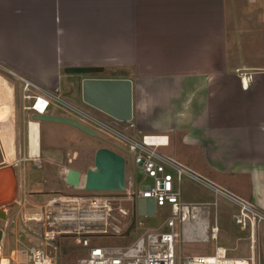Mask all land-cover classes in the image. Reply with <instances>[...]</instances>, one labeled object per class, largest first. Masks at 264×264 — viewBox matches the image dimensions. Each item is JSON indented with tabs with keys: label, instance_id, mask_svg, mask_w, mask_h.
Wrapping results in <instances>:
<instances>
[{
	"label": "crops",
	"instance_id": "obj_1",
	"mask_svg": "<svg viewBox=\"0 0 264 264\" xmlns=\"http://www.w3.org/2000/svg\"><path fill=\"white\" fill-rule=\"evenodd\" d=\"M227 5V0H0V66L38 84L42 98L51 101L49 95L58 94L69 105L102 117L83 102L82 80L131 79L133 135L169 136L164 151L264 211V41L256 36L262 22L241 13L230 18ZM247 25L249 31L243 28ZM69 67L93 71L68 74ZM9 77L15 84L14 162L7 160L0 140V209L8 215L16 208L10 200L18 184L25 187L27 163H51L52 155L72 146L60 138L44 145L43 126L63 123L42 122L40 154L28 157V121L36 112L26 108L29 101L19 104L20 83ZM3 86L2 97L8 92ZM72 95L83 105L70 100ZM50 106L45 113L79 120L71 110L52 101ZM36 108L45 107L37 103ZM104 142L103 147L118 152L115 144ZM73 149L72 163L82 155L80 148ZM0 228L5 249L8 234Z\"/></svg>",
	"mask_w": 264,
	"mask_h": 264
},
{
	"label": "built area",
	"instance_id": "obj_2",
	"mask_svg": "<svg viewBox=\"0 0 264 264\" xmlns=\"http://www.w3.org/2000/svg\"><path fill=\"white\" fill-rule=\"evenodd\" d=\"M1 69L21 81L22 99L30 102L26 108L44 113L36 108L42 97L37 93L43 92V89L7 68ZM242 82L248 87L246 77L242 78ZM49 97L52 103L75 113L78 121L100 132L110 144L114 145L117 141L126 148L124 152L130 159L133 175H126L123 190L95 191L87 190L81 180L79 186L66 184V172L63 180L67 189L51 190L53 196L42 204L32 203V193L25 189L24 182L18 184L10 200V204L16 206V226L22 227L40 243L12 250V264H62L63 245L72 250L74 264H238L233 260L237 258L228 257L230 249L227 247L216 246L214 255L210 256H183L181 252L183 244L218 242L222 233L218 222L220 200L234 207L231 219L246 233V236L238 238V241L245 240L250 245V256L245 264H256L255 245L258 229L264 224V211L255 202L167 154L164 149L169 146V136H135L131 133L134 127L131 121L124 122L105 113V117L93 115L69 105L58 94ZM46 101L45 111L51 105L50 100ZM123 156L126 161L127 157ZM28 157H31L30 149ZM36 165H39L37 161ZM136 169L149 178L150 183L138 184ZM184 178L208 190L212 198L201 202L183 201L181 183ZM140 198L153 199L155 203V215L142 217H155L158 209H164L167 216L162 225L149 227L135 238L136 225L131 223L130 218L141 217L138 214ZM8 212L5 210L6 215ZM21 239L20 231L16 234V245L22 244ZM108 239L111 242H107Z\"/></svg>",
	"mask_w": 264,
	"mask_h": 264
},
{
	"label": "rangeland",
	"instance_id": "obj_3",
	"mask_svg": "<svg viewBox=\"0 0 264 264\" xmlns=\"http://www.w3.org/2000/svg\"><path fill=\"white\" fill-rule=\"evenodd\" d=\"M243 0H227V13L231 18L234 13H241V15L245 18H253V19H261L262 31H258L256 36L260 39V41H264V0H244V3H247L246 6L242 3ZM238 3L239 5H234ZM253 3L254 5H252ZM237 6L241 8V10H236L233 7ZM255 23V22H254ZM256 23H258L256 21ZM256 25V24H255ZM251 26V25H250ZM250 26L247 25L245 28L247 31L250 30ZM252 36V35H251ZM250 36V37H251ZM250 37L246 38L249 39ZM255 52L252 51L251 58H253ZM1 70V67H0ZM109 73V72H108ZM0 85L4 84L1 82ZM20 84V90H18V101L19 104L22 102V84L20 80H17ZM2 83V84H1ZM72 89V90H71ZM75 87H70L69 93L73 92ZM1 92V91H0ZM82 93V91H80ZM35 94V93H30ZM75 99H70L73 102L82 104L81 98L77 99L75 95H72ZM4 97V96H3ZM11 95H8L6 100L10 102ZM2 102V101H0ZM3 102H6L3 98ZM8 102V103H9ZM37 103H41L43 107H46L47 101L44 98H40ZM16 106V105H15ZM51 111L53 108L50 106ZM31 114V112H29ZM97 114H100L97 112ZM32 120V119H31ZM42 123V122H41ZM21 122H19V133H21ZM43 126V136H44V145H50L57 138L63 139L65 144H72L71 147H67V149L61 151V155H52L50 162L43 161L38 166H34L32 162H28L26 165V184L25 189H27L31 194V202L34 204H42L45 203L48 199H50L53 194L49 192L50 189H63L65 187L63 176H60L59 172H63L65 169L72 168L71 166H75L80 168L81 172H86L89 166L93 165L94 161V152L100 147L105 146L104 139L101 137H91L84 135L82 137L79 136L78 131L69 126H65L63 124L52 125L54 127H49L46 124ZM18 133V134H19ZM98 134L101 135L99 132ZM42 135V129H41ZM105 138L104 136H102ZM20 139V138H19ZM106 139V138H105ZM80 140V143H79ZM74 143V144H73ZM77 143L79 145H77ZM117 146V151L122 153L127 157V166H126V175L132 176L133 172L131 170L130 159L128 155L124 152L126 148H124L119 142L114 143ZM81 149L82 155L72 163L71 156L74 153V149ZM173 148V147H171ZM171 148L169 150H171ZM168 150V151H169ZM83 151H86V155L83 154ZM6 153V152H5ZM167 154H169L166 151ZM8 154L6 153L7 160L9 159ZM171 155V154H169ZM173 155V154H172ZM175 157V155H173ZM16 157V156H15ZM15 157H10V163L14 162ZM73 158V157H72ZM176 158V157H175ZM19 177L16 176V179ZM136 181L138 184H147L150 183V179L146 178L142 175L139 170L136 169ZM181 195L182 199L185 202H201L210 200L212 198L211 193L203 188L202 186L193 183L191 180L184 178L181 183ZM1 210V209H0ZM233 208L230 204L226 203L224 200H220V206L218 209V222L219 226L222 229V233L218 242L209 241V242H201V243H187L181 246V252L183 256L187 255H205L210 256L214 255V251L216 246L227 247L230 249L228 253L229 258H237V259H246L250 256L248 242L245 240L238 241L239 237L246 236L245 232H242L238 226L231 219V212ZM2 211H5L2 209ZM2 213L0 211V226H3L7 230V245H5V249L2 248L0 259L4 258L5 260L10 259V255L12 250L14 249H26L31 246H36L40 243V240L36 239L34 236L28 234L22 227H17L15 220L16 217V209L14 208L10 214L7 216V219H3ZM214 214V213H213ZM167 213L164 209H158L157 215L155 217H140V216H132L130 218L131 223L136 225V232L134 234L135 238H137L142 232H144L149 227H158L162 225L166 219ZM8 222V223H7ZM21 231L22 234V244L16 245L15 238L16 234ZM107 242H111L110 239ZM74 254L72 250L68 247V245H63V250L61 252V260L62 264H74ZM255 260L256 264H264V224L258 229V237L257 243L255 245Z\"/></svg>",
	"mask_w": 264,
	"mask_h": 264
},
{
	"label": "water",
	"instance_id": "obj_4",
	"mask_svg": "<svg viewBox=\"0 0 264 264\" xmlns=\"http://www.w3.org/2000/svg\"><path fill=\"white\" fill-rule=\"evenodd\" d=\"M68 74H91V67H69ZM82 100L89 106L110 115L118 120L128 122L133 119V82L128 78H93L86 77L81 83ZM32 118L40 122L69 124L92 137H99L98 133L71 116L34 113ZM81 171L70 168L67 171L65 183L79 186ZM87 190L108 191L123 190L126 184L125 157L109 147L96 150L93 167L86 170L84 181ZM6 218L5 211L0 210ZM138 214L154 216L155 203L153 199L140 198L138 200ZM0 228V244L3 239Z\"/></svg>",
	"mask_w": 264,
	"mask_h": 264
},
{
	"label": "bare ground",
	"instance_id": "obj_5",
	"mask_svg": "<svg viewBox=\"0 0 264 264\" xmlns=\"http://www.w3.org/2000/svg\"><path fill=\"white\" fill-rule=\"evenodd\" d=\"M0 79L1 82L4 83V86L2 87V91L5 92L7 89V93H4V97L0 94V140L2 142V145L4 147V151L10 155V157L16 156V121H15V84L13 83L12 79L5 75L4 73L0 72ZM1 91V90H0ZM11 95L10 102L6 100L7 96ZM3 98L6 102H3ZM46 100V99H45ZM9 102V103H8ZM45 113V111H44ZM34 120V119H33ZM35 121V122H34ZM31 122L28 121V127L27 131L30 138V147H31V156H37L40 150V129L41 124L40 121L34 120ZM38 152V153H37ZM10 153V154H9ZM39 156V155H38ZM68 169H65L62 172V175L65 176ZM81 181L84 183L86 179V172H81ZM4 209V208H3ZM2 246H0V254H1ZM23 252L22 254H24ZM237 261L238 264H245L248 263L247 259H233ZM0 264H12L11 260H5L4 258L0 259Z\"/></svg>",
	"mask_w": 264,
	"mask_h": 264
},
{
	"label": "flooded vegetation",
	"instance_id": "obj_6",
	"mask_svg": "<svg viewBox=\"0 0 264 264\" xmlns=\"http://www.w3.org/2000/svg\"><path fill=\"white\" fill-rule=\"evenodd\" d=\"M45 109L46 108H44V110L43 111H45ZM32 121H34V120H30L29 122H32ZM35 122V121H34ZM39 125H40V127H41V124L39 123ZM39 131H40V129L38 130V134H39ZM100 137H101V139H104V140H106L105 138H103L102 136L103 135H100V134H98ZM90 136V135H89ZM92 137V136H91ZM30 139V138H29ZM39 145H40V149H41V134H40V141H39ZM29 148H30V155H31V147L29 146ZM38 153V152H37ZM10 154V153H9ZM40 154V150H39V153L37 154V156ZM8 156V158H9V160L11 159L10 158V155H7ZM31 157H33V156H31ZM34 157H36V156H34ZM13 158V157H12Z\"/></svg>",
	"mask_w": 264,
	"mask_h": 264
}]
</instances>
